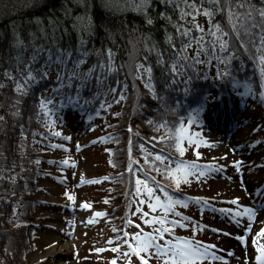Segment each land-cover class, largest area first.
I'll use <instances>...</instances> for the list:
<instances>
[{
	"label": "trees",
	"instance_id": "1",
	"mask_svg": "<svg viewBox=\"0 0 264 264\" xmlns=\"http://www.w3.org/2000/svg\"><path fill=\"white\" fill-rule=\"evenodd\" d=\"M251 2L261 6V0ZM195 3L200 4L201 0ZM230 3L235 5L236 0ZM108 4L105 7V0H87L85 8L81 0H0V117H3L0 119V264H25V234L33 230L25 223L28 204H32V209L38 204L28 195L34 192L41 169L42 158L36 156L41 151L38 143L51 145L43 133L51 116L48 105L53 100L58 98L64 103L80 99L92 111L98 110L103 101L120 103L121 108L114 114L113 122H109L107 132L109 152L114 157L112 178L116 188L128 195L135 191L136 167L142 166L156 181L172 184L160 172L152 171L151 165L156 153L168 157L165 165H169L172 153L179 155L174 140L146 138L128 121L136 117L140 126L170 135L169 129L184 123L182 119L190 108L199 104L206 86L214 83L212 69L218 70L221 65L231 81L254 88L260 85V67L254 59L256 49L249 44L245 51L241 46L242 40L253 37L232 30L225 0H220L222 10L214 12L211 21L200 13L195 23L205 32L210 22L219 24L228 33L225 39L229 41L228 51L233 53L230 63H217L201 54L204 63L188 64L175 76L170 68L180 46L176 25L192 28L191 16L180 20L179 8L162 0H149L147 15L135 10L133 0H108ZM202 6L209 7L207 0H203ZM85 11L87 19H79L85 16ZM147 19L152 23L148 24ZM88 25L89 30L84 31ZM192 35L200 33L192 28ZM170 36L175 47L169 43ZM209 39L205 36L206 43ZM16 40L21 42L19 47L13 46ZM109 49L112 71L107 70L106 63ZM195 50L193 44L188 54L191 56ZM85 52L87 56L83 55ZM216 54L223 55L218 48ZM161 57L163 61L158 62ZM79 60L83 63L77 66ZM101 60L105 61L104 69L99 67ZM138 64L142 65L139 72ZM93 65L97 67L88 79H82ZM146 68H151V80ZM28 69L37 79L27 85V92L18 93L15 82L23 84ZM52 71H56V76H49ZM43 99L50 102L46 105L47 112L40 107ZM163 124L167 127H158Z\"/></svg>",
	"mask_w": 264,
	"mask_h": 264
},
{
	"label": "rangeland",
	"instance_id": "2",
	"mask_svg": "<svg viewBox=\"0 0 264 264\" xmlns=\"http://www.w3.org/2000/svg\"><path fill=\"white\" fill-rule=\"evenodd\" d=\"M49 76H56V71L50 72ZM78 88L84 90L82 86ZM221 90L223 93L222 87ZM46 92L44 93L48 94ZM207 94L218 99L209 100L208 113L195 111L192 115L193 122L188 124L187 120V130L199 132L201 135L198 148L186 140L182 142V146L185 148L184 155L191 162L200 166L210 163H215L217 166L219 164L228 166L220 172H209L199 180L195 176H190L187 182L181 181L182 188L187 191L186 194L191 198L183 199L187 206L177 205L176 212L194 215L201 221L212 222L213 225L231 234L238 224L221 219L211 209L204 207L196 198H210L213 200L209 202L212 205L216 203V200L222 198L223 201H226V205H229L230 203L227 201L233 197H240L242 205L251 206L255 204L252 199L253 190L264 177V142H254L264 141V104L258 103L256 94L249 93L241 96V92L238 90L233 94H228L232 99L229 104L235 106L236 113V117L231 122V118L227 119L226 116H223L221 119L219 116H222L221 113L227 98L224 99L221 97L222 95H218L219 93L217 90H213L212 86L207 90ZM223 95L226 96V94ZM233 96L234 98L241 97L239 103L233 99ZM238 104L240 105L238 106ZM50 105L51 118L45 122L47 131L43 134L46 135L50 143L63 147L44 146V144L38 143L41 147L39 148L41 151L37 152V156L42 158V162L39 164L41 169L39 170L37 187L34 189L33 195H28V198L41 204H36L33 209L32 204H28L30 208L27 209L25 223L32 224L37 229L34 230L33 228L30 233L25 234L27 248L24 262L25 264H110V261L115 258L116 264H125L124 258L120 255V252L126 251V245L123 244L125 237H120L119 240L116 237L120 236L121 229L124 230L122 220L124 221L128 198L116 188L114 182H109L104 178L108 173L115 172L112 168L114 157L111 156L107 148L109 146L107 139H110L107 137V131L109 130V122L114 120L113 114L118 108H121L119 107L120 103L116 102L112 106H104L103 116H97L88 121L75 109L60 108L57 110L56 104H49L48 106ZM54 107L56 112H53ZM219 120L224 123H219ZM128 123L134 130L141 131L146 138L154 139V137L165 135L164 131L155 133L140 126L136 117ZM228 125L234 126V130L229 132L226 129ZM220 128L224 129L221 130ZM253 129L257 130L253 131ZM56 132H59L60 135H55ZM227 134L230 137H225ZM65 137L69 139H65ZM232 148H235L236 151H231ZM196 151L201 153L199 157L195 155ZM225 153H227V158L221 159ZM65 159L68 160V164H61L60 161ZM233 160L243 161L239 173L231 164ZM255 163L263 167L256 168ZM150 186L155 188L151 184ZM65 192L71 193L74 199L68 200ZM156 193L158 194L157 190ZM141 196L144 197V194ZM79 201L87 202L91 207H77ZM135 201L139 202V199ZM25 204L27 205V202ZM133 205L134 203L128 209V217L131 218L132 226L128 227L126 232L139 231L136 225L152 231L155 225H145L140 219V213H136ZM139 206L143 211L150 212L145 203ZM97 211L106 214L93 217V213ZM132 211L135 214L131 213ZM80 212H83L82 218L84 220H79ZM155 213L162 215L159 209ZM169 215L171 216V214ZM90 218L93 220L91 223L89 222ZM174 218L179 219L180 217ZM244 218L238 217L237 219L243 221ZM193 225L189 224L188 228H180L177 225L172 231L211 239L223 249L222 259L204 261L200 264H256L252 238L260 227H264V210H259L255 220L251 222V230L248 235L246 234V240L242 242L243 249H240L239 254L234 252L239 248H232L231 246L233 243L231 237L214 236L207 230L200 229L198 225L193 231ZM114 228L117 231H113ZM49 233L57 235L60 239L54 244L55 247L60 243L68 242L71 251L67 253L62 251L63 254L55 256L46 254L48 250L46 236ZM16 235L18 236V233ZM239 235H243V233H238L237 236ZM110 239L112 240L111 244L108 243ZM117 244H120V252L114 253L111 248L116 247ZM96 248L105 250L97 253L94 251ZM132 261L135 264L138 260L133 256ZM149 264H158L154 255L149 257Z\"/></svg>",
	"mask_w": 264,
	"mask_h": 264
},
{
	"label": "snow or ice",
	"instance_id": "3",
	"mask_svg": "<svg viewBox=\"0 0 264 264\" xmlns=\"http://www.w3.org/2000/svg\"><path fill=\"white\" fill-rule=\"evenodd\" d=\"M82 3L85 4V8L87 5V0H81ZM164 4H172L174 3L180 11V20H185L186 17L191 16L190 23L192 24V28H195L200 35L193 37L192 28H186L183 24L176 25V35L180 37V46L178 51L174 54L173 64L171 65L170 72L175 76L180 72L188 64H201L204 63V60L200 59L201 54H203L206 59H215L217 63H222L224 65H228L230 63L231 58L233 57V53L228 51L229 49V41L225 39L228 35L219 24H212L210 22L209 29L207 32L204 29L195 23V18L197 14L202 13L203 15L211 18L214 15V12L221 11L220 8V0H207L209 7H203V0H201L200 4L195 3V0H162ZM135 10L144 11L146 13V6L149 3V0H133ZM225 4L227 5V15L229 24L232 27V30L239 34L243 31L245 36H251L253 39L251 40H242L241 46L248 50L249 44H251L256 49V55L254 59L258 61V67L261 69V77L264 78V0H261V6L257 7L251 0H236V4L232 5L230 0H225ZM108 0H105V7H108ZM237 8L243 9V11H237ZM161 16L164 13L160 14ZM259 17V20H257ZM79 19H87V11H85V16ZM146 22L148 24L152 23L151 19H147ZM90 25L84 27V31L89 30ZM259 29L258 32H254L253 29ZM205 36L210 37V39L205 42ZM186 38V42H185ZM259 43H256V41ZM81 44L84 43L83 39L80 41ZM169 43L172 44V37H169ZM21 42L16 40L14 42V47H19ZM193 44L196 45L195 52L190 56L188 54V49H191ZM147 46V45H146ZM172 47H175L172 44ZM217 48L219 53L223 54L217 56ZM209 49H211V56H209ZM107 52V70L112 71V53L111 50H106ZM98 51V55H100ZM83 55L87 56L88 53L85 52ZM59 60L60 57L57 56ZM163 57L158 62H162ZM183 61V63L181 62ZM83 60H79L76 62L77 66L82 64ZM105 61L101 60L99 62V67L105 68ZM97 67V65H93L92 68H89L86 73L82 75V79L87 80L88 76L93 72V69ZM142 65H137V72ZM146 72L149 73V80H151V68H146ZM7 75V73H6ZM46 75V73H44ZM74 75V74H73ZM218 76L222 75L221 73H217ZM37 77L33 74L31 69L27 70V75L24 77V83H20L19 81L15 82V90L18 93L27 92V85L31 82L36 81ZM60 79V77H58ZM99 79V77H97ZM264 87V84L261 85ZM113 91H115L113 89ZM261 95L264 96V92H261ZM217 97L211 96L210 94H205L201 96L200 102L198 104V109L203 110L204 106L207 104L209 100H216ZM50 103L46 99L41 100L40 107L45 109L47 112L48 109L46 105ZM3 119V117H0ZM193 122V118L189 117L188 124ZM158 127H167V124L159 125ZM188 125L181 123L179 126L175 127V129H169V134L162 135L160 137H154V139H160L164 141L174 140V148L176 153L179 156H183L185 152V148L182 146L183 141H187L189 144H195L198 148L200 146V133L199 132H189ZM131 130V129H129ZM257 129H253L256 131ZM55 135H60L59 132H56ZM196 137V139H194ZM65 139H69L65 137ZM264 141H256L254 143H261ZM205 143H208L205 141ZM214 146V145H210ZM52 147H63L62 145H52ZM79 147V145H77ZM141 149L143 150V145H141ZM231 151H236L235 148H232ZM195 155L199 157L201 153L196 151ZM227 153H225L221 159H226ZM168 159L166 155L161 153H156L154 161L151 165V170L160 172L163 174L166 179L170 180L177 189L181 184V181L187 182L188 177L195 176L197 180L201 177H204L209 172H220L223 171L228 165L219 164L218 166L215 163L206 164L200 166L195 162L184 161L176 162V167L172 168L169 165H165L164 161ZM158 162V163H157ZM61 164H68V160L60 161ZM243 161L241 160H233L231 161L232 166L235 171L239 173L241 171V165ZM132 166V161H129V168ZM144 179L137 178L135 181V194L137 196H141V194H145L146 198H142L138 202V206L136 208V213H140V219L143 221L145 225H155L151 232H144L143 229L135 233H128L121 229L123 236L125 239L123 240V244L126 245V251L120 252V244H117L116 247L111 248V251L114 253L120 252L122 258H124L125 264H133L132 257L135 256L139 262V264H149V257L154 255L157 259L158 264H200L201 261L205 260H217L222 259V257L217 256L214 252L216 245L207 244L202 241H198L187 238L180 237H172L171 239L164 240L165 233L171 234L172 229L175 226L179 227H188V224L184 223V221H191V217L182 216L180 213L176 212L177 205H186L184 200L175 198L170 192L167 190L166 186L159 181H156L155 176L151 175L149 172H144ZM230 179V177H228ZM82 182L83 179H82ZM150 182L155 184V188L149 186ZM171 186V185H169ZM159 189L160 195L156 193V189ZM259 190V189H258ZM68 200H73L74 196L71 193L65 192ZM199 199L201 204L207 205L209 201L204 198H196ZM147 202L148 209L155 213L157 209L160 210L162 215H152L149 217L148 212H143L139 205ZM231 205H235V208L232 207H222L215 208L213 207V211L223 212L226 215L230 216L232 221L236 224H240V220L238 217H246L247 223L242 231L246 234L251 230V222L254 220V217L258 214V210L251 206H245L240 203V197H233L230 201H227ZM80 207L82 208H90L91 205L87 202H81ZM242 209V210H240ZM264 210V209H261ZM106 213H102L100 211L94 212L93 217H100L105 215ZM135 214V213H133ZM173 217L179 216V219L170 218V215ZM148 217V218H146ZM89 222H93L90 218ZM127 223H132V221H127ZM139 229L140 226L136 225ZM196 225H193V231L196 230ZM113 231H117V229H113ZM216 232H222L221 229H214ZM230 235V233H228ZM131 236V239H127V237ZM117 240L120 239V236L116 237ZM241 242H245L246 235H239L236 237ZM164 240L163 243L159 241ZM264 227H260L256 232L255 236L252 238V244L255 247V261L256 264H264ZM109 244L112 243L110 239L108 241ZM105 249L96 248L94 251L97 253L104 251ZM151 250V251H150ZM110 264H116V259L113 258L110 261Z\"/></svg>",
	"mask_w": 264,
	"mask_h": 264
},
{
	"label": "bare ground",
	"instance_id": "4",
	"mask_svg": "<svg viewBox=\"0 0 264 264\" xmlns=\"http://www.w3.org/2000/svg\"><path fill=\"white\" fill-rule=\"evenodd\" d=\"M240 104H238V106H239ZM234 109H235V107H234ZM82 213L83 212H80V214H79V220H84L83 218H82ZM57 225V224H56ZM46 240H47V243H48V250H47V253L46 254H48V255H53V256H55V255H57V254H63V252H69V251H71V249L69 248L70 246H69V244H68V242L67 243H60V244H58L56 247H55V243H56V241L58 242V240H60L59 239V237H57V235H54V234H51V233H49L47 236H46ZM233 245H234V242H233ZM232 245V246H233ZM229 246H230V244H229ZM70 249V250H69ZM63 251V252H62ZM236 251V253L237 254H239V252H240V248L238 249V250H235Z\"/></svg>",
	"mask_w": 264,
	"mask_h": 264
}]
</instances>
